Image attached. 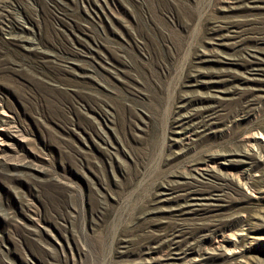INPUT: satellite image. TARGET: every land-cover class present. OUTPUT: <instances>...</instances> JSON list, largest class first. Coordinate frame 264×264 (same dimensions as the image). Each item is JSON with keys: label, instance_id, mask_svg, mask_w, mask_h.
<instances>
[{"label": "rangeland", "instance_id": "1", "mask_svg": "<svg viewBox=\"0 0 264 264\" xmlns=\"http://www.w3.org/2000/svg\"><path fill=\"white\" fill-rule=\"evenodd\" d=\"M0 264H264V0H0Z\"/></svg>", "mask_w": 264, "mask_h": 264}, {"label": "bare ground", "instance_id": "2", "mask_svg": "<svg viewBox=\"0 0 264 264\" xmlns=\"http://www.w3.org/2000/svg\"><path fill=\"white\" fill-rule=\"evenodd\" d=\"M252 137V136H251ZM251 140V139H250ZM253 141V140H252ZM255 145V144H254Z\"/></svg>", "mask_w": 264, "mask_h": 264}]
</instances>
